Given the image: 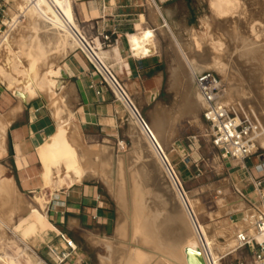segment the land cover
<instances>
[{"label": "bare ground", "instance_id": "bare-ground-1", "mask_svg": "<svg viewBox=\"0 0 264 264\" xmlns=\"http://www.w3.org/2000/svg\"><path fill=\"white\" fill-rule=\"evenodd\" d=\"M12 1L15 3L14 8L18 12V14L16 15L14 14L11 17L10 25L14 26L16 23H18V19L22 17L23 21L25 22L24 26L28 31L27 34L28 37L27 35L25 36L27 37L28 40L25 41V44L23 42L22 43L28 48H32L33 50L34 49L36 50L37 48L38 51L36 50L37 51L36 52L34 50L35 51L34 55H31L27 52L30 57L27 54L26 58L28 57L29 60L24 66L23 71L17 74L15 73L14 61L15 60L18 61V59L13 58L14 59L13 60L11 57L13 56L11 55L13 54V52L14 54H16L15 51L17 50V48L15 47L14 44L16 40L14 41L13 38L14 36L9 37V39L6 38L5 40H7V43L6 42H5L6 44L4 43L5 48L2 50V52H0V83L6 86V88L10 90L15 95V98H17L18 100L27 101L35 93L37 92L41 93L43 90H45L48 87V85L53 83L51 82L49 75H50V71L52 70V65H53L52 60L56 58V56H58L59 52L63 50L64 53L66 54L69 49L76 47L80 48L83 51V53L89 58V60L98 68V70L100 71V73L103 75L106 82L110 86L114 96L118 99L120 106L129 114L130 119L132 121V123L130 124H133V127L131 126V128H133L132 130H135L137 132L136 135H134L133 143H132L134 145V152L136 153L140 152L142 154L141 156H143L141 159L148 158L152 162L151 163L149 161L150 163H147L144 161L143 163L142 160L141 161L142 166L138 164V167L140 166L141 168L135 167L137 168V170L132 171V173H130L131 174L130 179L128 178L129 176L127 177L128 180H130L131 182V183L129 182L131 186L128 184L130 186V189H128L129 192L131 190V193H129L130 194L129 197L131 200L130 203L128 200V194L126 193L127 189L125 188L126 187L125 184L127 182L124 184L125 181L123 182L122 180L123 178L120 177L122 175L121 173L122 166L121 167L119 166L120 169L118 172L120 176L117 180L115 187L112 186L110 177L108 176L109 175L108 156L106 157L105 155H103L101 158H98L99 160L97 164H95L96 165L95 169L93 167L95 174L98 175L101 178V180L105 181L109 185V187L113 189L115 198L117 200V204L120 208L119 210L123 212L122 215L124 214L123 215L124 219L122 218L123 219L122 223L119 222L120 224L117 226L116 229V237L117 239L119 238L120 242L116 244L117 246H115V249L113 251L110 249L111 252H114V254L118 256V260L116 259L117 261L114 260L116 261V263L115 262L112 263L110 262L109 259H106L104 257L100 260L101 264H187L184 253L186 248H191L200 251L205 264H219V263L221 264L220 256L224 254L229 248L233 247L234 245L233 235H235L236 232L243 226V221L240 220L239 222H237L236 226L231 224L235 226L233 227L234 229L232 228L229 230H224L220 228V230H217L216 228V231L213 230V232H211L208 225L201 224L200 222H198L199 220L198 221L196 220V215H199L200 211L197 207H195L196 204L193 201H191L184 192L182 185L170 164L169 156L165 154L164 149L162 147L161 144L162 140L160 141L161 138H159L162 137V135L160 136L158 135L159 129L161 130L162 126L157 122H152L150 126L141 118L137 108L131 102L127 93L124 91L120 83L106 67L105 61L101 56L99 49L89 44V41L87 40L83 31L74 21L71 12L70 1L69 0H12ZM243 6L244 4L241 0H209L208 9L210 11L211 16L210 18H207L204 22L206 24L205 25L206 27L204 25L203 26L207 30V32L204 35H199L194 31L191 32L190 34L191 44L187 45V44H183L172 34V38L176 45L177 53L180 57L179 60L181 64L180 69H182L181 72L183 78L184 79L186 78L185 81L187 82L185 93L183 92L184 95L183 100L181 99L182 100L181 110L183 112L192 114L194 117H196L198 110L199 109L201 110L199 98L196 95L191 83L192 74L200 73L210 69L215 70L221 75L222 77L221 83L225 84L226 86L225 96L223 99L224 104L227 106H232L234 110H239L238 108H240L241 104L237 103V101L235 100L233 95L234 88L232 89L231 87L232 86L231 83L234 79V75L229 71V68L231 67L229 68L227 67L228 64L227 61L230 60L229 55L227 56L229 50L227 48L228 45L227 42L223 41L222 36L219 35L217 28H219L220 25L223 26L225 24H231V23L234 24V22H237L238 18H240L244 13ZM5 21L6 20H3V25H5L4 24ZM248 22L249 21H247V23ZM217 23L219 24V26H217ZM256 26L257 25H255V27ZM10 28L11 27H9V29L5 32L4 38L9 35L8 34L9 31H11ZM77 33H79L81 37H79ZM246 36L244 38L242 34L234 33L232 35L233 38H231V42H230L232 43L231 48L233 45L238 47L236 57L239 59L247 58V57L251 58V56L255 55L257 51L255 48L256 43L255 44L253 43L254 40L252 41V38H246ZM19 38L21 39L20 36ZM206 38L212 41L213 44L212 45L209 44ZM2 42L3 40H0V46L2 45L1 44ZM154 43H155L154 36L149 33H145L141 37V44L135 47L134 53L141 56L145 54L148 55L152 54L154 52ZM259 43L260 42H258V44ZM42 60H45V62L47 63V68L44 71L39 70L40 64L43 63L41 62ZM16 64L18 65L17 62ZM20 66L22 67V65ZM228 66L231 65L229 64ZM58 73L59 71L56 74L58 75ZM179 76H181L179 75V72L174 71L173 82L177 83L180 80ZM254 78L264 79V76L256 74L254 75ZM263 81L262 83L264 84ZM50 101L52 100L50 99ZM57 109L58 108H56L55 111ZM249 112L250 113L253 112V114H255L253 116H255L256 120L262 127L264 134V118H259L256 115V112H254L253 110ZM57 119L59 121L58 122L59 128L61 130L59 133V137L51 139V141L49 142L46 148V151L44 152V157L50 163V166L55 167L59 165L58 179L62 181V183L64 182V184L66 185L64 179H67L72 183H78L82 181L88 173H91L90 170L92 167H90L91 165L90 162L88 160L86 161L85 159L84 162L81 163L82 164L81 166L80 161L78 159V153L76 147L78 142L75 145L76 135H78L76 126L74 124H71L70 123L71 121L69 120L61 121L58 117ZM4 120L0 119V152L2 150V136L4 134L3 133L4 128L7 124L6 122H4ZM169 120H171V118ZM208 130L209 128L208 126H206L205 134L208 133ZM258 144L264 147V136L258 139ZM57 146L61 147L62 150L66 151L65 152L66 156L65 158L62 159L60 158L61 161L59 160V158H57V156L56 157L54 156L55 148ZM132 155L136 156V154L134 153H132ZM81 157L88 158L87 154H84V152H83V156ZM137 158L139 159V157ZM134 159L132 161H134ZM119 161L121 162L120 159ZM137 162L139 163V161ZM132 166L134 168V164ZM155 168H157L158 171L159 170L162 171L165 174L166 178L168 179L167 181L170 183V187L172 188V192L174 193V202L173 205L171 204L172 206L168 205L167 203L168 200L167 202H165L166 201L165 199H164L165 201L161 200L165 196L161 198L162 193L159 191L160 186L159 188L156 187V189H158L157 191L154 190L151 191L152 189H150L149 191V188H147V185H149L147 184V181L149 182V180L151 181V179L155 180V177H157L158 176L157 174H159V172L156 174L157 170ZM2 173L3 170L0 168V253L1 252L3 253V255L0 254V264H14L16 258H12L10 257V254L7 255V253L4 252L5 246L7 247L6 243L4 242L8 240L7 233L11 232L10 226H11L12 212H14L13 208L16 202V192H15L16 187L14 188L11 179L3 178ZM123 176L125 175H122V177ZM160 176L163 177L162 174H160ZM48 177L50 178L51 182L52 181L54 182L56 180V174L54 172H50ZM125 180L127 181V179ZM152 183L155 184L154 181H152ZM164 188H166L165 185ZM49 189L51 190L52 188ZM52 191L53 190L48 192L51 194ZM158 192H160L161 196H158ZM150 193H153L154 195V196L152 195L153 201L155 200L163 204L167 203V206L171 208V209L168 208L170 209L169 214L166 210L167 212L166 215H168L167 218L169 217L170 221L174 225L176 231V237H171L167 235L165 228L161 229L162 224L165 223L166 221L165 219L166 217L160 215L162 214L161 212H159L160 214H158L157 213L158 210L156 209L153 210L151 206L147 204L148 199H146V196ZM22 201L18 196L17 197L18 206H16V210L17 208L23 206ZM129 204L131 207H129ZM236 204L238 205V203ZM240 204L241 203H239V205L236 207H231L230 209L232 212H241L242 214H244V217H246L248 215V213L246 212L247 205L245 204L246 206L245 209L244 204L243 205ZM217 236H223L228 239L232 238V240L224 246L217 241ZM136 237H138L139 239L138 240L139 244L141 243L145 245L147 247L145 249L147 250L132 249L131 246L128 247L125 246L124 244L125 241L126 242L131 241ZM105 242L108 243L107 241ZM154 243L155 244L157 243L159 245V248L154 247L155 246ZM107 245H109V243ZM105 248L107 249L108 247Z\"/></svg>", "mask_w": 264, "mask_h": 264}, {"label": "rangeland", "instance_id": "rangeland-1", "mask_svg": "<svg viewBox=\"0 0 264 264\" xmlns=\"http://www.w3.org/2000/svg\"><path fill=\"white\" fill-rule=\"evenodd\" d=\"M0 1L4 5V8H3L4 12L2 15H0V40H3V42L1 43L2 45L0 46V52H2V50L5 48L4 47L5 44L7 43V40L5 39L6 38L9 39V37L14 36L13 37L14 41L16 40L14 44H15V47L17 48L15 52L17 55L14 54L13 52V54H11L13 56L11 57L12 59L13 58L18 59V61L17 60L14 61V65H15L14 67H15V73L19 74L23 71L24 66L29 60L28 57L26 58L27 54L29 53L31 55H34L37 48L36 50L34 49L35 50L34 51L32 48H28L27 46L24 45L25 41L28 40L27 39L28 31L24 26L25 22L23 21L22 17L18 19V23H16L14 26L10 25L11 17L14 14L15 15L18 14L16 9L14 8L15 3L12 0H0ZM208 1L209 0H191L192 6L194 9V19L191 23L192 30L188 32L187 34H185V36H175L183 44H187V45L191 44V39H190L191 32L194 31L195 33L199 35H204L207 32L205 28L206 24L204 22L207 18H210L211 16L210 11L208 9ZM241 1L244 4L243 6L244 13L240 17L241 19L238 18V21L240 20L241 21L234 22V24L233 23L225 24L223 26L222 25L219 26V24L217 23V26H219V28L217 29H218L219 35L222 36L223 41L227 42V45H228L227 48L229 49L227 56L229 55L230 60L227 61L228 63L227 67L228 68L231 67L229 68V71L234 75V79H233L234 82L232 81L231 87L232 89L234 88L233 95H234L235 100L237 101V103L241 104L240 108H238L239 110H235L237 115L239 117H246V116L252 117L255 114H253V112L250 113L249 111L253 110L254 112H256V115L259 118H264V109H262L264 108V84L262 83L264 79L254 78V75L256 74L264 76V33H263L264 32V11H263L264 10V5H263L264 0H241ZM255 14H256V17H255ZM3 20H6L4 22L5 25H3ZM247 21L249 22L247 23ZM255 25L257 26L255 27ZM9 27H11L10 28L11 31H9L8 33L9 35L4 38L5 32L9 29ZM248 28H249V31H248ZM147 32L154 36V42H155L154 52L156 51V53L161 57L163 66L166 71L167 80L172 79V82L174 81L173 80L174 71H178L179 75H181L179 76L180 80L176 84L177 87L172 86V89L177 94V97H178L177 101L170 104L172 106V111H171L172 116H173L172 121L175 122L176 124L175 127L177 129L174 136L177 142L181 145V149H177L176 146L172 147L171 149H167V153L169 154L170 164L176 176L178 177L187 197L196 204L195 207H197L200 211L199 215H196V220L197 221L199 220L198 222H200L201 224L208 225L211 232H213V230L216 231V228L217 230H220V228L224 230L232 229L233 227L236 226L237 222L240 221L242 213L232 212L230 208L236 207L239 205V203H241L240 205L244 204V208L246 209V206H245L246 202H244L240 198L239 193L236 190L235 185H234L236 184V178L232 177V179H230V177H228L227 172L225 170V164H224L225 161L221 157V152L213 148L212 145L210 144V141L207 138V134H205L206 126L202 121L200 109L198 110L196 117H194L192 114L185 113L181 110L182 100L184 97L183 92L185 93L187 82L185 81L186 78L185 79L183 78V75L181 72L182 69H180L181 68V64L179 61L180 57L177 53L176 45L172 38L173 33L168 34V32L162 31L160 32V34L154 35V33H151L147 29H142L140 25L137 24L135 26V31L133 33L128 34L129 37H131V40L129 41L131 45H135L139 43V38H135V36H137L138 34L147 33ZM228 33L230 36L228 35ZM234 33L242 34L244 38L247 35L246 38H252V41L254 40L253 43L254 44L256 43L255 48L257 50L255 55H252L251 58L247 57V58L239 59L236 57L238 47L233 45L231 48L232 43H230L231 38H233L232 35ZM26 35L27 37H25ZM19 36L21 37V39L19 38ZM255 37L257 38V41ZM17 40H19L20 42ZM206 40L209 44L211 45L213 44V42L210 41L208 38H206ZM258 42H260L259 44H261L262 46L259 45ZM18 43H21V44H18ZM16 44L17 46L18 45L19 46L17 47ZM72 49H69V50H72ZM105 49L107 48H103L102 50H105ZM59 54L64 55L65 53L63 50H61ZM131 55L134 56L133 54ZM16 62L18 63V65L16 64ZM41 62L43 63L40 64L39 70L44 71L47 68V63L45 62V60H42ZM251 62H254V63H251ZM106 63L110 66L112 74L115 76V78L120 83L124 91L127 93L131 102L137 108L141 118L145 122H148V123H151L152 120H155V118L147 119L145 116L144 110L140 108L137 87H135L129 82L123 81L122 76L118 77L115 72L116 70L118 71V69L113 68L112 66L113 63H109V60H106ZM229 64L231 66H228ZM254 64H255V67H254ZM20 65H22V67ZM207 71L214 74L220 81H222V77L218 72L212 69L207 70ZM223 85L225 86V84ZM5 89L7 90V94L10 97L12 98L15 97V95L10 90H8L6 86H5ZM225 89H226V86H225ZM109 93L111 94L113 100L117 103L116 109H117L118 114H117V121H116L114 130L105 137H97L96 139H89L85 137L84 135L80 134L77 128L78 135H76V141H75V145L78 142L76 147H77L78 159L80 161V164L83 163L85 159L86 161L88 160L90 162L91 164L90 167H92L90 170L91 173H88L87 175L93 176V177H86L87 176L86 175L84 179L97 181L100 184L107 200L111 203L112 208L114 210V216H115L114 224L109 234L101 238L89 236L88 240L87 238L82 239V245L79 248L74 247V249L75 248L76 249L69 252L67 250H63L64 246L60 244L58 241L59 236L58 238L54 237L55 232H52L49 230L40 231L45 228L46 221H47L45 213H46V202L48 198L46 196L50 194L49 192L51 190H53L51 192L52 194L54 190H57L59 188L73 184L67 179H64L66 185L64 184V182L62 183V181L58 179L59 165L55 167L50 166V163L44 157V152L46 151V148L49 142L51 141V139L59 137V133L61 130L60 128H58L56 129L53 135H51L45 140L42 147H40L37 151L39 153V160L42 165L41 181L43 185V190L39 191L38 193L29 194L27 192L22 191L19 188L16 178L13 177V170L11 168L9 158H7L4 150L0 152V168L3 170L2 177L11 179L14 185V188L16 187L15 188L16 189L15 190L16 202L13 208L14 212H12V219H11V226H10L11 232L7 233L8 240L4 242L7 245V247L5 246L4 248V252L7 253V255L10 254V257L12 258H16L15 262L16 261L17 262L16 263L14 262V264H84L82 263L83 260L85 261V264H101L100 260L104 257L106 259H109L110 262L112 263L114 262L116 263V261L118 260V256L114 254V252H111V250L113 251L115 249V246H117L116 244L120 242L119 238L117 239L116 237V229H117V226L120 223H122V220L124 219V216H123L124 214L122 215L123 212L119 210L120 208L117 204V200L115 198L113 189L109 187V185L105 181L101 180V178L98 175L95 174L94 172V169L96 167L95 164H97L99 160L98 158H101L103 155H105L106 157L108 156L109 158V175L108 176L110 177L111 184L114 187L116 186L117 180L120 176L118 171L120 167L122 166L123 168L121 167V170H122L121 173L122 175H125V176L122 177L121 175L120 177L123 178L122 179L123 182L125 181L124 184L127 182L125 184L126 185L125 188L128 190L130 189V186H131L130 184L131 182L130 180H128V178L130 179L131 177L130 173H132V171L137 170V168L135 167H138V164L142 166V162L144 163L145 161L147 163H150L151 160L148 158L141 159L143 157L141 156L142 154L140 152H138L139 154L134 152V145L132 143H133L134 135H136L137 132L135 130H132L133 128H131V126L133 127V124H130L132 123V121L130 119L129 114L120 106L119 101L113 96L110 90H109ZM54 105L59 107L58 97L55 98ZM228 108L233 109L232 106H228ZM149 109L151 110L153 108H149ZM60 112H62L61 109H60ZM252 118L254 119L255 116H253ZM3 133L4 134L2 136V145L5 143L4 135L6 134L5 132ZM83 149H86V150H83ZM65 152L66 151L62 150L61 147L57 146L55 148L54 156L55 157L57 156V158H59V160L61 161V159L65 158L66 156ZM83 152L84 154H87L88 158L81 157L83 156ZM132 153L136 154V156L139 157V159L141 160H139L135 155H132ZM132 158L133 159L135 158L134 161H132L133 160ZM119 159L121 160V162L119 161ZM252 159H255L253 160L255 162H258V161L263 162L264 161V147L258 144V152L256 154V157ZM137 161H139V163ZM236 162H239V161H236ZM133 164H134V168L132 166ZM130 165L133 168V170L130 167ZM140 166L138 168H141ZM129 167L131 171L129 170ZM123 169L125 172L123 171ZM155 169L157 170V168ZM186 170L190 173V175L187 176V174L185 173ZM50 172H54L56 174V180L54 182L53 181L51 182L50 178L48 177ZM158 172L159 174H157ZM161 172L162 171L157 170L156 174L158 176L155 177V180L151 179V181L150 180L149 182L147 181V184H149L147 185V188H149V191L150 189H152L151 191L153 190L157 191L158 189H156V187L159 188L160 186L159 191L162 193V196L160 195V192H158V196H161V198L165 196L161 200L165 199L166 200V201L164 200L165 202H167L168 200L167 202L168 205L172 206L174 202V193L172 192V188L170 187V183L167 181L168 179L166 178L165 174ZM160 174H162L163 177H161ZM125 179H127V181ZM152 181H154L155 184H153ZM162 183L165 185L166 188H164V185ZM243 183L245 185L248 184L246 180H244ZM49 184H52V185H49ZM49 188H52V189L50 190ZM127 190H126V193L128 194V200L130 203L131 200L129 197L130 195L129 193H131V190L130 192L129 190L128 191ZM45 191H47V194ZM152 195L153 193H150L146 196V199H148L147 204L150 205L153 210L154 209L158 210L157 212L158 214H160L159 212H161L162 214L160 215L165 216L166 221H168V222L165 221V223H163L164 225L162 224L161 229L165 228L167 235L171 237H176V231H175L174 225L170 221V218L169 217L167 218L168 215H166L167 212L169 214V211L171 208L167 206V203L163 204L155 200L153 201L152 198L154 195L153 196ZM18 196L21 199V201L23 200L22 201L23 206L20 208H17L16 210V206H18L17 205ZM168 197L169 198L172 197L170 199H173V200H170ZM236 203H238V205ZM129 207H131L130 204H129ZM13 213H14V216H13ZM29 225H32L36 232L29 234L27 237L24 238L23 230L26 226H29ZM228 227H231V228H228ZM227 239L228 238H225L223 236H217V241L221 245H224V246L232 240V238L228 240ZM138 240H139L138 237H136L135 239L131 241H127V242L124 240L126 242V243L124 242V244L127 247L131 246L132 249L147 250L145 249L147 247L141 243L139 244ZM105 241H107L109 245H107L108 243H106ZM133 243L136 244L137 247ZM112 245H113V248H112ZM105 247H108V248L106 249ZM154 247L159 248V245L156 243ZM0 254L3 255L2 252ZM250 257H251L250 252L247 249H244L240 252H236L234 254H231L223 258L220 262L221 264H236V262L239 260L241 261L245 260L248 263L250 261Z\"/></svg>", "mask_w": 264, "mask_h": 264}, {"label": "crops", "instance_id": "crops-1", "mask_svg": "<svg viewBox=\"0 0 264 264\" xmlns=\"http://www.w3.org/2000/svg\"><path fill=\"white\" fill-rule=\"evenodd\" d=\"M69 1L74 21L86 38L93 39L104 61L109 60L113 68L118 69L115 71L118 77L122 76L123 81L137 87L139 106L144 110L146 118H155L152 122L162 126L158 135H162L159 138L165 154L169 156L167 149L174 146L181 149L174 136L177 129L172 121L170 105L178 98L172 89L177 83L172 82V79L167 80L161 57L156 51L142 56L134 53L145 33L135 36L139 38V43L135 45L129 42L131 37L128 34L133 33L138 24L154 35L165 31L174 36H185L192 30L194 19L191 0ZM103 31L115 40L105 50L100 48V33ZM52 61L49 78L53 83L26 102L10 97L5 86L0 83V119H5L7 123L2 150L10 160L13 177L19 188L29 194L43 190L42 165L37 151L59 128L57 117L61 121H71L79 133L89 139L107 136L114 130L117 121V103L106 88L100 85L99 77L77 48L69 50L65 55L56 56ZM153 95L155 98L151 100ZM56 97L59 107L54 105ZM166 117L171 120L167 121ZM152 122L146 123L151 126ZM223 160L228 177L236 178V190L242 194L250 193L251 187L243 182L247 177L246 169L251 167L255 159L245 160L243 164L229 158ZM185 173L190 175L187 170ZM46 197L47 221L45 228L40 231L55 232L54 237L59 236L58 241L64 246L63 250L70 252L79 248L82 239L88 240L89 236L105 237L114 224V210L97 181L83 179L54 190ZM34 232L32 225L26 226L23 237ZM82 263L85 264V261Z\"/></svg>", "mask_w": 264, "mask_h": 264}, {"label": "built area", "instance_id": "built-area-1", "mask_svg": "<svg viewBox=\"0 0 264 264\" xmlns=\"http://www.w3.org/2000/svg\"><path fill=\"white\" fill-rule=\"evenodd\" d=\"M3 8L4 5L0 1V15L4 12ZM77 34L81 37L79 33ZM100 39L101 49L109 48L115 43L106 31L100 33ZM87 40L95 47L93 39L87 38ZM76 48L99 77L100 85L113 94L98 68L80 48ZM105 64L111 72L106 61ZM192 85L201 105L202 121L209 128L207 138L212 147L221 152L223 159H233L241 164L245 160L256 157L258 139L264 136L262 127L256 118L239 117L234 109L224 104L225 86L214 74L208 71L193 73ZM154 98L153 95L151 100ZM246 176L245 180L251 187V192L238 193L240 198L246 202L248 215L244 217L242 214L240 220L243 221V226L233 236L234 245L220 258L222 260L231 254L247 249L251 254L250 261L247 263L245 260H239L236 264H264V161L252 163L251 167L246 169ZM65 243L70 246L67 241Z\"/></svg>", "mask_w": 264, "mask_h": 264}, {"label": "water", "instance_id": "water-1", "mask_svg": "<svg viewBox=\"0 0 264 264\" xmlns=\"http://www.w3.org/2000/svg\"><path fill=\"white\" fill-rule=\"evenodd\" d=\"M184 253H185V259H186L187 264H205L200 251H197L191 248H186Z\"/></svg>", "mask_w": 264, "mask_h": 264}]
</instances>
